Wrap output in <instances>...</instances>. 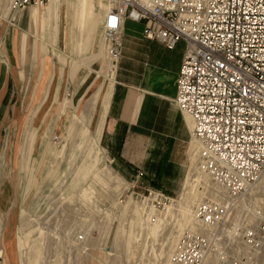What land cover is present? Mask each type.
I'll use <instances>...</instances> for the list:
<instances>
[{
	"label": "rangeland",
	"instance_id": "1",
	"mask_svg": "<svg viewBox=\"0 0 264 264\" xmlns=\"http://www.w3.org/2000/svg\"><path fill=\"white\" fill-rule=\"evenodd\" d=\"M97 1L93 3L99 7ZM71 21V16L60 21L68 38L60 36L58 41L51 24L45 35L34 33L31 26L26 62L20 55L26 31H20L15 44V92L0 109V248L10 242L13 264H30L29 252L35 246L43 252V264H159L172 251V222L158 234L148 230L155 217L167 213V207L152 201L150 191L174 197L169 206L187 192L198 173L192 135L185 142L159 141L157 148L150 146L143 157L131 159L116 157L101 135L98 139L99 114L89 127L90 140L68 136L72 123L82 127L84 109H100V86L105 93L117 74L105 49L94 61L84 59L90 53H83L84 48L93 40V17L78 23L79 39ZM100 37L104 40L103 27ZM44 58L50 61L45 77L49 93L34 100L44 79ZM75 64L80 66L74 74ZM96 159L93 172L80 176L79 171ZM253 200L264 207V180ZM256 264H264V251Z\"/></svg>",
	"mask_w": 264,
	"mask_h": 264
},
{
	"label": "built area",
	"instance_id": "2",
	"mask_svg": "<svg viewBox=\"0 0 264 264\" xmlns=\"http://www.w3.org/2000/svg\"><path fill=\"white\" fill-rule=\"evenodd\" d=\"M48 2L12 0L11 7ZM104 2L113 68L122 56L126 20L145 21L144 36L168 49L185 42L175 102L193 121L195 167L224 193L196 205V227L183 230L159 264H256L264 251V207L253 200L264 179V0ZM150 196L165 207L175 200L163 191Z\"/></svg>",
	"mask_w": 264,
	"mask_h": 264
},
{
	"label": "crops",
	"instance_id": "3",
	"mask_svg": "<svg viewBox=\"0 0 264 264\" xmlns=\"http://www.w3.org/2000/svg\"><path fill=\"white\" fill-rule=\"evenodd\" d=\"M11 3L12 0H0V109L3 108L4 100L8 95L15 92V44L20 38L21 30L26 31L22 34L20 48L22 62H26L27 59L28 33L31 26L34 33L43 32L45 35L47 26L51 24L54 27L55 41H58L60 36L62 39H67L68 30L60 26V21L65 18L69 21L71 16L73 32L74 29H78L77 39L80 38L77 0H50L46 8L28 7L19 11H13ZM95 19L96 26L91 30L92 43L83 51V53L90 52L84 58L90 62L101 56L103 52L104 40L100 37V29L103 25L104 13L97 14L95 11ZM145 25V21H125L123 50L117 65L115 83H110L105 93L102 91V85L100 86L101 107L99 109L97 106L94 112L88 109L82 111L81 120L84 121L82 127L75 128V123H72L68 128V136L80 134L86 141L90 140L89 127L95 116L99 114L96 127L98 139L101 135L106 146L121 159L141 158L144 156L143 150L149 149L150 146L157 148L159 141L170 142L176 139L185 142L191 133L190 126L192 128L190 118L184 117L175 102L186 44L180 41L174 49H168L159 41L144 36ZM75 37L73 35V39ZM79 66V64L73 66L74 74ZM49 67V59L44 58V79L34 92V100L39 99L43 92L49 93V89L45 86ZM65 102L70 101L65 99ZM8 105L9 102L5 106L6 109L9 108ZM97 161V159L93 160L82 168L79 171L80 176L86 177L93 172ZM30 236L29 232L28 239ZM3 246L6 249H0L8 254L9 261L4 263L0 259V264H13L12 254L9 251L10 242ZM42 254L41 248L37 246L36 249H31L30 264H43Z\"/></svg>",
	"mask_w": 264,
	"mask_h": 264
},
{
	"label": "bare ground",
	"instance_id": "4",
	"mask_svg": "<svg viewBox=\"0 0 264 264\" xmlns=\"http://www.w3.org/2000/svg\"><path fill=\"white\" fill-rule=\"evenodd\" d=\"M102 3H103V0L97 1V4H99L100 6L99 7L96 6V10L97 8H99V9H102V12L103 11L105 12L106 4L104 2L105 6L103 7ZM34 7H32L31 9H34ZM43 8H46V6ZM96 10H95V5L93 3V0H79V3L77 5V23L83 22L84 20L87 19V15L89 16L91 15V17H93V20H94L93 27H95L96 26L95 11ZM104 49H105V54H106L105 40L103 41V51ZM109 66H111L110 63H109ZM113 70L114 68L111 66V71ZM183 115L188 116L191 120V124L193 123L191 117L188 114L184 113ZM193 141H192V147H193L192 151L196 149L197 147V144H195L196 142L194 141L195 142L194 143ZM192 157L195 158V155L193 154ZM195 170L198 172L196 175L195 181L188 186L187 192L182 194V198L178 199L175 205L167 206L166 217L165 218L155 217L156 219L152 220V222L148 224L149 226L148 230L152 234H158L161 229L167 226L166 224L167 222L169 221L172 222L170 238L172 240L173 247H172V251L168 252V258L170 257L171 253L174 251L175 246L183 230H185L186 228L196 227L195 219H194L195 207L201 200H203L202 198L208 196L210 198L219 199L224 196L222 189L216 183H214L212 180L210 181V178L207 175L201 173L197 168ZM262 181L259 184H261ZM91 187L92 185L88 186V189H90ZM208 187H210L211 189H208ZM86 192L89 193L88 190ZM0 257H1L0 259L4 261V263H8V259H7L8 254H5L2 249H0ZM31 261H33V259H31Z\"/></svg>",
	"mask_w": 264,
	"mask_h": 264
}]
</instances>
